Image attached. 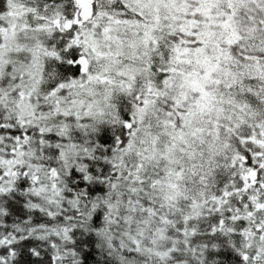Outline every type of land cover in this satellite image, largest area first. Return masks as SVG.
Listing matches in <instances>:
<instances>
[{
	"label": "snow or ice",
	"instance_id": "1",
	"mask_svg": "<svg viewBox=\"0 0 264 264\" xmlns=\"http://www.w3.org/2000/svg\"><path fill=\"white\" fill-rule=\"evenodd\" d=\"M0 264H264V0H0Z\"/></svg>",
	"mask_w": 264,
	"mask_h": 264
}]
</instances>
